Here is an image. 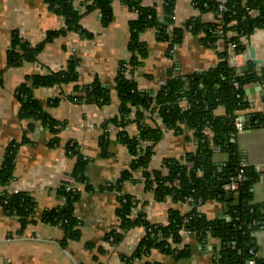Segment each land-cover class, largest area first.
Segmentation results:
<instances>
[{"label": "crops", "instance_id": "0c3cea01", "mask_svg": "<svg viewBox=\"0 0 264 264\" xmlns=\"http://www.w3.org/2000/svg\"><path fill=\"white\" fill-rule=\"evenodd\" d=\"M143 3L149 5L152 2L144 0ZM111 9V20L105 27L101 26L96 11L84 13L80 24L89 37L69 31L47 41V33L60 31L63 20L48 8L45 0H0V165L9 144H17L12 180L7 188L29 194L35 203L31 221L23 229L14 216L6 215L0 208V264H123L121 257L129 256L144 235V228L140 225L121 231L116 215L118 192L105 188L106 184L119 178L133 158L118 140L120 128L114 124L108 123L106 128L105 152L100 146L104 122L118 113L113 80L119 63L129 56L128 23L137 15L119 0L112 2ZM197 15L192 0H175V26H181ZM200 20L204 24H213L215 17L206 12ZM13 33L30 46L41 45L34 62L7 66ZM142 41L147 54L134 75L138 88L142 90L159 89L174 63L173 74L186 75L208 70L218 61L216 50L203 46L199 37L190 33L184 34L171 56L166 53V44L156 38L154 30L145 31ZM249 47L253 48L255 58L264 60V29L253 32L246 52ZM72 56L78 59L76 72L79 84L96 79L110 90V98L108 103L97 106L69 100L70 84L34 89L33 98L41 105L42 111L60 124L58 133L53 135L39 120L19 117L20 103L15 94L27 78L63 69ZM237 62L240 67L252 66L257 71L264 68L263 63L254 65L240 57ZM255 86L260 85H250L246 89ZM260 92L264 93L262 87ZM247 97L253 110L262 108L260 93L248 94ZM56 98L57 102L53 104ZM126 130L130 135L135 134L134 125H129ZM53 137L57 139L54 142ZM69 142L86 161L84 175L90 189L83 184L77 185L79 196L74 212L78 220V237L63 242V230L44 222L42 217L45 211L62 205L58 187L72 181L70 172L75 159L65 152V145ZM236 148L248 165L260 173L252 188V202L259 206L263 215L262 225L254 233V239L256 255L264 262V122L258 128L238 134ZM194 150L195 145L187 134L177 135L165 130L154 145L149 169L166 172L164 159L183 161ZM214 159L217 164L226 161L221 154ZM121 192L137 200L131 219L142 214L149 223L165 224L169 209L181 214L188 211L187 204L183 202L174 203L171 198L156 200L153 193L143 186L139 171L133 173V181L122 184ZM235 202L233 198L228 201L211 199L201 204L199 211L208 220H226L228 210ZM111 231L121 235L115 245H110L105 239ZM205 243L202 247L196 236L190 234L183 242L188 248V257L176 260L153 250L148 257L137 259L133 264H143L147 259L158 264H212V254L218 250V241L209 237Z\"/></svg>", "mask_w": 264, "mask_h": 264}, {"label": "trees", "instance_id": "16d2710c", "mask_svg": "<svg viewBox=\"0 0 264 264\" xmlns=\"http://www.w3.org/2000/svg\"><path fill=\"white\" fill-rule=\"evenodd\" d=\"M114 0H45L48 8L63 20L65 28L48 32L46 40L58 34L75 32L82 37L89 33L81 26L84 13L96 11L102 27L108 25L112 16L111 5ZM129 11L136 12V18L128 23L129 56L118 65L114 78V92L118 99V113L103 124L101 149L105 152L108 123L120 128L118 140L133 157L128 168L119 178L105 188L118 192L116 215L121 231L140 225L149 229L154 238L147 233L141 238L129 256H122L123 264H133L137 259L148 257L153 250H158L173 259L188 257V248L180 239L179 231L184 229L194 234L202 247L209 237L218 241V250L212 254L216 264H247L252 257L250 250L256 252L254 233L263 222V215L258 205L252 202V188L260 173L252 166L244 172V178L238 182L236 192L226 191L224 186L234 178L239 169L241 157L236 148L234 120L242 119L245 130L260 127L264 122V93L260 98L263 109L252 110L245 90L258 84L264 90V68L255 70L252 66L246 72L236 71L227 63L228 43L235 44L236 52L246 51L249 37L256 29H264V0H223L225 10H219L218 0H192L198 15L187 19L181 26H175L173 20L175 0H119ZM210 12L215 21H220L223 36L217 33L216 22L204 24L200 20L203 13ZM171 27V30L168 28ZM152 29L156 38L166 44V53L171 56L185 33L199 37L203 46L216 50L218 61L215 66L205 71L186 75H174L173 67L168 71L167 80L156 91L142 90L132 76L142 66L147 51L142 35ZM230 32L232 36H228ZM221 47V50H218ZM41 50V45L30 46L17 33H13L7 53L8 67H17L22 63H31ZM78 59L72 56L65 67L47 75L35 74L26 79L16 90L20 103L19 117L39 120L53 135L59 131L60 124L48 117L41 105L33 98V90L70 84L68 99L74 103H86L101 106L109 102L110 90L96 79L79 84L76 72ZM131 76V77H129ZM237 82L238 87L233 85ZM57 98L53 100V104ZM145 114H144V112ZM148 113V117L146 116ZM147 119V120H146ZM158 121V122H157ZM134 125L135 134L126 128ZM31 128V126H29ZM165 130L174 134H187L195 145V150L186 155L183 161L168 158L161 169H149L154 145L161 139ZM57 139L53 137V142ZM147 142L145 148L141 143ZM17 144H9L0 165V208L9 216H14L21 229L31 221L34 200L26 193H8L6 188L12 180ZM65 152L75 159L70 172L74 184H83L90 189L84 175L86 161L75 151L73 143L65 145ZM224 155L226 161L217 164L214 157ZM140 172L143 186L153 193L156 200L171 198L174 203L189 199L190 210L185 214L169 209L165 224H152L142 214L131 219L132 210L137 200L121 192L125 181H133V173ZM221 182L219 189L218 182ZM62 183L57 190L62 205L44 212L42 220L63 230L65 240L78 237L74 205L79 196L65 191ZM233 198L238 195L237 204L228 210L227 219L208 220L198 210V203L216 199L224 201L226 195ZM145 231V230H144ZM112 241H109V238ZM120 233L111 231L105 239L110 245L120 240ZM168 238L173 245L168 244ZM255 264H264L257 256ZM143 264H158L150 259Z\"/></svg>", "mask_w": 264, "mask_h": 264}, {"label": "built area", "instance_id": "2783aa9c", "mask_svg": "<svg viewBox=\"0 0 264 264\" xmlns=\"http://www.w3.org/2000/svg\"><path fill=\"white\" fill-rule=\"evenodd\" d=\"M218 1H219V10L220 11H224L225 10L224 1L223 0H218ZM215 22H216V24H218L217 25V33H218L219 36L222 37L223 36V33H222V30H221V25L219 24L220 21L217 20ZM62 28H65V26L63 25ZM168 30H171V27H169ZM227 35L228 36H232V34L230 32H227ZM227 51H228V58H227L228 65L231 68L236 69V71H239L240 66L238 65L237 58L240 57L242 59H246L247 60L248 59L247 52L246 51L236 52L235 51V44L234 43H228V45H227ZM262 63L264 64V60L262 61ZM134 75L132 76V78H134ZM129 77H131V76H129ZM233 85L235 87H238L237 82H234ZM251 109L253 110V105L252 104H251ZM261 109H263V107ZM144 114H145V112H144ZM146 116L148 117V113H146ZM234 130L235 131L232 134V137L233 138H236L238 134H240L241 132H243L245 130L244 125L242 123V119L239 118V117H237L234 120ZM147 144H148L147 142H142L141 143V148H145V146ZM238 165H239V169L237 171L236 176L234 178H230L231 181L224 186V189L226 191H233V192H236L237 191L238 184H239L238 182H240L244 178V172H245L246 168L249 166L248 163H247V161L243 157H240L239 158ZM64 184H65L64 185L65 186L64 187L65 188V191L71 192V193L77 192L78 188L74 184L73 181H69V182H66ZM6 191L8 193H14V194L18 192L16 190L10 191L8 188H6ZM188 202H189V199L187 198V199H185V202H183V203L187 204V207H188L187 210L189 211L190 210V206H189ZM197 205H198L197 208L199 210V207L201 206V204L198 203ZM144 230L145 231H144L143 237L147 233H149L150 234V237L151 238H154V234L149 229H144ZM190 234H191V232H189L187 230H184V229H182V230L179 231V236H180V239H181L182 242H184L189 237ZM109 241H112V238L111 237L109 238ZM167 242H168V244L171 245V247L174 246L171 238H168ZM249 253L252 254V257L247 260V264H255L254 258L257 256L256 255V252H254L253 250H250ZM211 260H212V264H216L215 261H213V259H211Z\"/></svg>", "mask_w": 264, "mask_h": 264}, {"label": "water", "instance_id": "95a60500", "mask_svg": "<svg viewBox=\"0 0 264 264\" xmlns=\"http://www.w3.org/2000/svg\"><path fill=\"white\" fill-rule=\"evenodd\" d=\"M247 53H248V61H251L254 65H259V64L262 63V60L255 58L254 51H253L252 47H249L247 49ZM239 70L241 72H246L248 70V67L246 65H244V66L240 67ZM260 91H261V87L260 86H255V87L246 89L245 93L248 95V94H253V93L256 92V93H260V96H263V93L260 92ZM220 184H221V182L219 181L218 182V186H217L218 189H219V185ZM230 197L231 196L229 194H227L225 200L228 201L230 199ZM233 199H236L235 204H237L238 195H234Z\"/></svg>", "mask_w": 264, "mask_h": 264}]
</instances>
